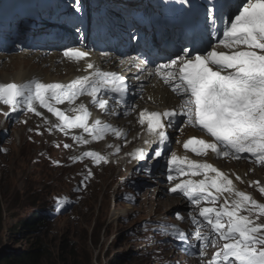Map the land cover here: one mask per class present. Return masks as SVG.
<instances>
[{
    "label": "snow or ice",
    "instance_id": "obj_1",
    "mask_svg": "<svg viewBox=\"0 0 264 264\" xmlns=\"http://www.w3.org/2000/svg\"><path fill=\"white\" fill-rule=\"evenodd\" d=\"M212 8H215L214 16ZM208 15L214 25L221 21V26L214 28L218 33L216 44L206 40L204 48L192 51L185 48L182 55L157 64L148 72L180 99L176 108L139 111L138 123L149 137L144 144L165 145L169 141L167 129L175 128V121L183 118L186 126L203 134L183 140L186 152L197 157L211 154L232 159L247 154L244 158L264 166V0H225L212 4ZM63 55L79 62L86 61L90 53L67 48ZM134 66L143 71L142 63ZM86 69L92 71L66 84L45 83L37 78L23 83H0V104L8 106L4 116L20 110L42 116L39 106L57 118L49 131L56 129L67 135L69 130L80 129L82 133L72 138L82 144H88L89 139L102 140L109 132L117 137L125 135L123 130L99 119L90 121L88 107L77 103L78 98L87 96L101 111H106L108 102L102 98L103 90L119 94L122 100L128 90L125 77L116 72H102L91 62H86ZM65 102L70 106L68 109L58 107ZM134 108L129 106V111ZM166 151L157 149L152 158H159ZM131 155L134 160L147 163V148H138ZM84 157H90L96 164L105 160L96 151H85L72 159ZM166 164L168 180L179 179L169 191L181 193L195 208L188 215L195 225L194 238L198 243L186 245L184 250L198 248L201 264H264V202L239 190L228 174L206 159H192L173 151ZM91 174L89 171L88 176ZM232 175L235 180H241L235 173ZM249 184L264 194V186L258 181H249ZM177 218L182 219L178 214ZM170 227L176 232V238L187 241L184 231ZM209 245L216 250L205 261Z\"/></svg>",
    "mask_w": 264,
    "mask_h": 264
},
{
    "label": "rangeland",
    "instance_id": "obj_2",
    "mask_svg": "<svg viewBox=\"0 0 264 264\" xmlns=\"http://www.w3.org/2000/svg\"><path fill=\"white\" fill-rule=\"evenodd\" d=\"M84 1L55 0L54 12L71 7L78 10L79 6L84 5ZM120 5L121 3H112L111 7L119 10ZM0 55L7 62L9 57L19 59L18 56L21 55L22 58L23 53L6 52ZM31 56L34 54L23 56L24 64H0V77L4 73L10 74L22 68L29 70L31 65H36L39 71L45 70L58 78L67 75L62 64L55 60L51 64L47 61L49 55L42 58L46 60L42 64H39L36 57L28 60ZM137 98L143 100L144 96L138 95ZM105 100L107 101V97ZM113 104L112 101L107 103L108 109L101 111L104 118H108L111 110H115ZM94 109L99 110L96 106ZM4 112L6 111L0 107V195L5 194L7 199L4 201L1 196L0 200L3 207L0 246H5L4 251H11L12 247H27L30 243L36 246L40 242L44 252L54 257L49 263L42 259L40 264H58L55 256L61 241L64 244L63 253L78 256L84 261L90 259L92 264H111L114 260L119 261L117 264H160L163 257L168 260H174V256L185 259L174 249L175 244L165 238V219L171 220L173 208L167 209V206H163L164 190L160 191L162 194L157 190L161 185L157 178H148L141 171L130 170L133 163L125 170V162L122 165L119 162L123 158L116 157L112 161L107 152H104L105 164L111 161L109 165L93 163L90 157L73 160L72 157L80 156L84 150L98 149L103 152L104 142L89 139L87 145L77 143L72 137L81 134L78 129L69 130L67 135L53 129L51 136L55 140L53 143L49 142L48 137L41 136L37 124H34L37 121L51 123L52 118L57 119L46 109L40 110L42 116H26L25 112L20 113L23 120L28 121L27 125L8 119ZM124 115L122 110H118L113 111L111 116L118 123L120 116ZM121 141L118 140L119 145L123 144ZM133 142L135 141L121 147V150L130 148ZM65 144L70 147L65 148ZM90 170L92 174L88 176ZM243 172L244 176H256L251 174L252 169L249 167ZM259 173L264 174V170ZM129 174L132 178H129ZM152 179L155 183L151 182ZM134 182L141 184L138 192L131 188ZM142 183L146 184L143 186ZM74 189L81 192L79 198L73 193ZM128 191H131L132 196H128ZM69 197L70 204L65 210L50 216L49 212L60 207ZM155 203L158 204V209L154 210ZM33 211L40 214L43 222L39 230L26 235L22 229H18L16 221ZM115 213L121 215L114 218ZM189 213L188 210L181 213L187 215L181 221L183 226L189 225ZM189 233L194 238V233ZM144 242L151 246L147 244L144 247ZM215 250L214 247L206 250L207 256L211 258Z\"/></svg>",
    "mask_w": 264,
    "mask_h": 264
},
{
    "label": "clouds",
    "instance_id": "obj_3",
    "mask_svg": "<svg viewBox=\"0 0 264 264\" xmlns=\"http://www.w3.org/2000/svg\"><path fill=\"white\" fill-rule=\"evenodd\" d=\"M31 0H0V41L1 40H7L8 38V33L10 32V37L11 39H13V41L18 45L21 41V39L26 36V34L31 33V35H33L35 32L37 33L42 32L44 30H42L43 28H46L48 26V23L45 20L44 16H41L38 18V15L40 13V8L42 7V5H45L47 3V0H33V3H37L38 5H36V7H32L31 8ZM43 8V7H42ZM58 27V26H57ZM47 47L50 48L51 44H45ZM42 47L46 50H42L41 47H39L38 44H32V45H28L25 47H14V51L15 53L19 52V53H28V54H34V57H36L37 59L43 58L45 56H50V55H55V61L59 62L62 65H69L71 66V68H73L72 66H75L77 68V65L74 64H68L65 61V57L64 55H62V53L60 52L59 49L56 48H52V49H48L47 47ZM83 65L81 68V72H88L89 70H85V64L83 62H80L78 65ZM77 70V69H75ZM67 72V71H66ZM77 73V72H76ZM86 73V74H88ZM72 73H68L67 72V76H70ZM77 75V74H76ZM75 76V75H74ZM69 77L70 78H73ZM66 77V76H65ZM68 79H64V78H60L58 80L52 81V82H60V83H65L67 82ZM4 83V82H2ZM6 83V82H5ZM50 83V82H48ZM167 95H164V97L161 96L162 99L164 100H160V101H166ZM107 97V102L111 103V101L109 100V95H104L102 96V98H106ZM160 98V99H161ZM167 102V101H166ZM116 106V105H114ZM0 107L3 108L4 111H8V106L6 105H2L0 104ZM117 107V106H116ZM40 110H44L42 108H39ZM25 112L26 116L29 115H35L34 113L31 112H27L24 110H20L16 113H9V116L7 117L10 120H15V121H20L21 123L24 122V124H28V121H24L23 117H21L20 113ZM120 118H124V116H120ZM135 131L136 132V136L131 137L132 133ZM187 133H192L187 135ZM168 134H169V145L172 146V144L170 143L171 139L176 137V135H174V131L168 129ZM201 133L199 131H197L195 128H192L190 130H186L184 132V135L182 136V140H184L185 138H188L189 136H198ZM126 138V139H124ZM136 138H138L137 143L138 144H142L144 146V148H147L148 151V156L146 158L147 163L145 161H140V163L135 166V167H131L130 170H134V171H141L143 172V175L147 176L148 178L150 176H153L155 178H157V180L159 181V183L162 185V190H164L163 195L168 194V195H172L177 197L180 202H184L185 203V207H188L186 210H191V209H195L194 206L192 205V203L186 198L184 197L181 193L177 192V193H173L170 192L169 189L172 186L173 183L179 182V179L175 180V181H169L168 180V169H167V164H166V160H165V153L156 159H153L152 157L154 156V152L157 149H160L162 152L163 147H158V145L156 144H152L151 147H149L148 145L144 144V140L142 138V130L139 127H131V129L128 131V133H125V136L123 135L121 138H117L115 135L109 134V135H105L102 139V142H104V148H103V152L96 149V152L99 153H103V156L106 158V155L104 154V152H107V155H109L110 157H112V160L116 159V157L119 158H124V157H128L129 155H131V153L129 152V148L126 150H121L122 146H125L127 144L130 143V141L135 140ZM118 140H122L121 142L123 143L122 145H119V143L117 142ZM136 141L133 142L131 146H135ZM111 145V147H110ZM116 148H119V151L116 150ZM153 149H155L153 151ZM85 151H89V150H84ZM247 157V154H243V157L240 159H229L228 161H222L224 160V157H216L215 155H208L206 157H197L195 154L192 157V159H206L209 163L213 164L215 167H217L218 169H220L222 172L226 173L229 175V177L231 179H233V182L235 183V185L237 184V188L241 191H244L250 195L253 196V198H255L257 201L259 202H264V194H261L258 191V188L254 185H250L249 181H258L260 183L261 186H264V174H260L259 171L260 170H264V166L258 165L254 162V160H252L251 158H244ZM121 160V159H119ZM106 159L104 161H102V164H105ZM111 162V161H110ZM110 162H108L107 164H109ZM242 166H240V165ZM106 165V164H105ZM247 167H249V169H252V173L251 174H256V176L254 177H250L245 175L244 176V172L242 173V171H245L247 169ZM147 169V170H146ZM129 170V171H130ZM242 170V171H241ZM247 172V171H246ZM235 173L236 175L241 177V180L237 181L235 180V176H233L232 174ZM173 175H175V173H173ZM151 182L155 183L154 179L151 180ZM143 186L146 183H142ZM141 187V184H138L137 182H134L132 184V190L134 191H139V188ZM130 194L128 196H132L131 191H128ZM73 193L75 194V196H77L78 198L80 197V191L79 189H74ZM70 197L66 200L65 203H63L60 207H58L55 210H52L49 212L50 216L52 215H57L60 212H62L63 210H65V207H67L70 204ZM132 203H134V201H130ZM203 206H210V205H203ZM182 207H180L179 205L174 206L173 207V212L171 214V220H166L165 219V225H166V231H167V235L165 236V238L168 240V242H173L175 244L174 249L176 251H178L179 255H183L185 257L184 258H177V256H174L175 259L172 260H168V259H162L160 264H178L180 262H185L186 264H201V258L198 254V248L196 251H185L184 248L186 247V245H193V244H197L198 242L195 240V238L191 237L190 235H188L186 228L181 224L182 219H178L177 218V214L181 217V213H183V209H180ZM202 220V218H200ZM170 226H175V228L177 230L180 231H184L185 235L187 236V241H181L180 239L176 238V232L173 230L172 227ZM190 226H194L193 224H191ZM41 228V226H39V229ZM203 231H207V228H203ZM143 244H146L144 247L150 245L148 242H144ZM143 244H141V246H143ZM140 246V249H142V247ZM151 246V245H150ZM13 248H18V247H13ZM172 257V256H171ZM159 258V256H158ZM207 259H210L207 255L204 257V260L206 261ZM161 260V259H159ZM182 264V263H180Z\"/></svg>",
    "mask_w": 264,
    "mask_h": 264
},
{
    "label": "bare ground",
    "instance_id": "obj_4",
    "mask_svg": "<svg viewBox=\"0 0 264 264\" xmlns=\"http://www.w3.org/2000/svg\"><path fill=\"white\" fill-rule=\"evenodd\" d=\"M30 3H31V5H30L31 8L32 7H36V5H38L37 3H33V0H31ZM170 13L172 14V11L166 13L164 15V17H162V18L163 19H169L170 18V15H171ZM162 21H164V20H162ZM8 38L9 39H7V40L5 39V40H1L0 41V54L1 53H6V52H15L14 51V47H15L16 43L13 41V39H11L10 32L8 33ZM107 39L108 40H112L113 39V36L112 35H108L107 36ZM75 48H80L82 50H85V48L82 47V46L75 47ZM145 50L146 49H143L140 52L143 53ZM171 53H174V51H171ZM26 54H28V53H23V56L26 55ZM23 56H22V58H21V55L18 56L19 59H17V58H14L13 59V57H9L8 58V61L7 62H4L2 60V58H1V55H0V64H1V66H5L6 64L9 66L8 63H11V65L24 64L25 63V60L23 59ZM33 57L34 56L29 57L28 60L32 59ZM93 58H94L93 64H95L96 67H97L98 62L104 67V69H99L98 68L102 72H108L109 69H115V70H118L120 72H124V73L130 74L131 71H132L130 68H128V67H126L125 65L122 64L123 61H117L115 63L114 62H110L109 63L108 62V59H107V56H105V55L100 56V57L98 56L96 58L93 57ZM54 60H55V55H50L49 56V59L47 61L50 62V64H51V63L54 62ZM87 60H88V62H91L89 59H87ZM38 61H39V64H42V63H45L46 62V60H42V58H40V57L38 58ZM34 66H35V68H34ZM82 66L83 65L81 64V65H77V68L75 66H74V68H71V66H69V65L68 66L62 65V67H64V69H66L68 73H72L70 76H67L66 75V77H64V79H68L69 77H72L74 75H75L74 76V79H76L77 77H81V76L88 75V74H86L88 72H81ZM75 69H77V70H75ZM147 70H149V69L144 68V70L140 72L139 75H140L141 78H145L147 76ZM33 78L40 79L42 82H45V83L52 82V81H55V80L60 79V78L56 77V75H52V74L48 73L45 70L39 71L38 70V66H36V65H31V67H30L29 70H23V68H22V69L15 70L14 72H11L10 74H7V73L2 74V76L0 77V81L1 82H4V81L12 80V81H14L16 83H23V82H26L27 80L33 79ZM143 88H144V91L141 93V95L144 96V98H143L144 101H145L146 96H151L152 94L156 93V97L158 96V94H161L162 97H164V95L167 94L165 100L167 101V103H172V98L169 97V95H168V93H167L166 90L153 92V89L150 88V87L144 86ZM103 92H106V90L104 89ZM115 96H117L121 100V97L119 96V94L116 93ZM160 100H164V99L161 98ZM81 102L84 103L86 105V107H88V110L91 113V116L89 118L90 121L91 120L99 119L104 124H108V125H111L113 128H117V129L123 130L124 133H128V131L130 130V128L131 127H134V122H133V119L132 118H129V117L128 118H125V119H123V118L120 119L119 118V122L116 123L115 119L111 116L113 114V111H118L119 110V112H120L122 110V108H123L121 106H117V107L115 106L114 107L115 110H111L110 116L108 118H104V114L101 112L100 109L99 110H95L94 109L96 105L91 102V98L90 97L81 96L80 98H78L77 103H81ZM113 106H114V104H113ZM58 107H60L61 109H68L70 106L67 104V102H65L62 105H58ZM106 108L108 109V105L106 106ZM67 114L71 115L72 113L68 112ZM119 114H121V113H119ZM56 122H57V119L52 118V122L51 123H45V122H42V121H37V122H34V124H37L38 129L41 131V136L48 137V141L51 142V143H53L54 140H55V138L51 136V134H52L51 131H49V129H47L46 127L51 128V124H54ZM78 130L81 131V133H82V130H80V129H78ZM131 133H132L131 137H133V136L135 137L137 135L135 131H133ZM189 134H192V133H187V135H189ZM84 135H85V137H87V134H84ZM121 137H117V138H121ZM124 139H126V138H124ZM132 141H136V144H135V146H131L129 148V152L130 153H133L138 148H144V146L142 144H138L137 143L138 138H136L135 140H132ZM127 145L122 146V148L123 147H126ZM126 149H128V148H126ZM154 150L155 149H153V151ZM119 162H120L121 165L125 162V164H124V169L125 170L132 163H133V166L134 167L137 166L140 163V161L134 160L133 157H132V155H129L128 157H124ZM109 164H106V165H109ZM129 178H132V175L131 174H129ZM162 189H163L162 188V185H159L157 190L160 192ZM164 199L165 200L163 202V206H167V209H170V207L173 208L175 205L181 206L182 208H180V209L186 208L185 207V203L184 202H180V200L177 199V197H175V196L165 194L164 195ZM155 209H158V204H156V203H155L154 210ZM188 211L194 212L195 209H191V210H188ZM120 215H121L120 213H115L113 217L114 218H117ZM181 217H182V219H183V217H184V219H186L187 218V215H181ZM191 224H192L191 223V219L189 217V225L187 224V225L184 226L186 228V230H187L188 235H190L189 232H191V233H194L195 232V227L194 226H190ZM211 247L212 246L209 245V247L207 248V250H209ZM173 254H174V252H173Z\"/></svg>",
    "mask_w": 264,
    "mask_h": 264
},
{
    "label": "trees",
    "instance_id": "obj_5",
    "mask_svg": "<svg viewBox=\"0 0 264 264\" xmlns=\"http://www.w3.org/2000/svg\"><path fill=\"white\" fill-rule=\"evenodd\" d=\"M1 196L4 198V201H7L5 194L0 195V200ZM2 215L3 207L0 201V228ZM42 219L43 218H41L37 211H33L19 218L16 221V225L18 226V229H22L26 235H29L34 230H39V226H41L43 222ZM40 245V242L36 246H32L30 243L27 247H19L12 251L5 250V256L0 258V264H40L42 259H44L46 263H49L54 257H50L46 254ZM63 246L64 244H61V241H59L57 255L55 256L58 264H92L90 259L84 261L78 256L67 254L65 252L63 253ZM118 262L119 261L114 260L112 263L117 264Z\"/></svg>",
    "mask_w": 264,
    "mask_h": 264
},
{
    "label": "water",
    "instance_id": "obj_6",
    "mask_svg": "<svg viewBox=\"0 0 264 264\" xmlns=\"http://www.w3.org/2000/svg\"><path fill=\"white\" fill-rule=\"evenodd\" d=\"M4 247H5L4 245L0 246V258L3 257V256H5V254H4ZM14 249L15 248L12 247L10 250L12 251Z\"/></svg>",
    "mask_w": 264,
    "mask_h": 264
}]
</instances>
